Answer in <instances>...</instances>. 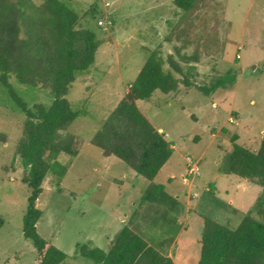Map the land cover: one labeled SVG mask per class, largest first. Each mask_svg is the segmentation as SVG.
<instances>
[{
  "label": "rangeland",
  "instance_id": "374dc122",
  "mask_svg": "<svg viewBox=\"0 0 264 264\" xmlns=\"http://www.w3.org/2000/svg\"><path fill=\"white\" fill-rule=\"evenodd\" d=\"M67 1L81 15L99 3L104 25L84 21L96 29L101 45L95 65L79 73L67 98L82 112L69 131L85 142L78 156L65 159L70 166L64 177L53 171L46 177L38 232L68 255L62 264H94L78 252V244L106 250L131 223L152 245L176 237L169 251L174 262L198 264L206 219L235 229L263 192L261 185L219 168L234 149L235 134L239 145L253 151L264 137V0H199L189 12L174 0ZM150 50H159L180 83L175 92L156 90L137 102L175 147L155 179L165 187L164 202L142 204L151 181L104 155L92 138L129 92ZM170 55L184 73L172 68ZM231 69L237 72L235 85L201 89ZM11 81L31 106L51 103L48 90ZM3 89L0 85V264H35L37 250L23 229L30 189L16 154L25 115ZM190 160L198 175L189 173ZM252 215L264 222V213Z\"/></svg>",
  "mask_w": 264,
  "mask_h": 264
},
{
  "label": "trees",
  "instance_id": "16d2710c",
  "mask_svg": "<svg viewBox=\"0 0 264 264\" xmlns=\"http://www.w3.org/2000/svg\"><path fill=\"white\" fill-rule=\"evenodd\" d=\"M198 1L174 3L189 12ZM101 14L99 3L81 15L67 0H0V85L8 100L25 115L16 154L25 168L24 182L30 189L23 229L37 250L35 264H62L68 258L38 232L37 224L43 216L38 202L49 172L64 177L70 166L65 159L78 156L84 146V139L69 131L82 112L74 108L67 95L79 73L90 71L96 63L101 41L96 29L84 26V21L88 25L95 21L94 26L97 28L99 23L101 27ZM149 52L129 92L92 138L104 155L121 159L151 181L142 204L164 202L165 187L155 183V179L173 156L174 147L137 102L151 99L156 90L175 92L180 83L174 70L165 68L159 50ZM169 59L176 72L184 73L173 56ZM236 73L231 69L214 78L210 87L201 89L209 93L231 87L237 82ZM13 77L22 85L48 90L51 103L31 106L11 81ZM237 140L235 134L234 149L223 158L219 171L257 183L263 192L235 229L226 224L229 222L206 219L198 264H264V222L252 215L264 213V137L256 151L239 145ZM3 224L0 217V228ZM175 239L152 245L131 223H126L108 249L88 242L78 244V252L94 264H176L169 254Z\"/></svg>",
  "mask_w": 264,
  "mask_h": 264
},
{
  "label": "built area",
  "instance_id": "2783aa9c",
  "mask_svg": "<svg viewBox=\"0 0 264 264\" xmlns=\"http://www.w3.org/2000/svg\"><path fill=\"white\" fill-rule=\"evenodd\" d=\"M188 166H189L188 171H189L190 174H193V175H195V174L198 175V174H199V167H198V165L195 163V161L190 160Z\"/></svg>",
  "mask_w": 264,
  "mask_h": 264
},
{
  "label": "crops",
  "instance_id": "0c3cea01",
  "mask_svg": "<svg viewBox=\"0 0 264 264\" xmlns=\"http://www.w3.org/2000/svg\"><path fill=\"white\" fill-rule=\"evenodd\" d=\"M180 92V91H179ZM186 94V93H185ZM160 131H162V129H159ZM173 147H174V145H173ZM174 149H175V147H174ZM185 178V177H184Z\"/></svg>",
  "mask_w": 264,
  "mask_h": 264
}]
</instances>
